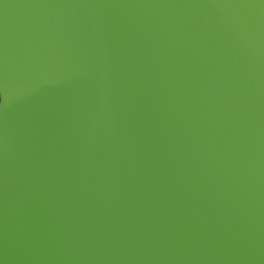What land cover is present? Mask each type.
I'll use <instances>...</instances> for the list:
<instances>
[{
	"label": "water",
	"instance_id": "obj_1",
	"mask_svg": "<svg viewBox=\"0 0 264 264\" xmlns=\"http://www.w3.org/2000/svg\"><path fill=\"white\" fill-rule=\"evenodd\" d=\"M0 264H264V4L0 0Z\"/></svg>",
	"mask_w": 264,
	"mask_h": 264
},
{
	"label": "snow or ice",
	"instance_id": "obj_2",
	"mask_svg": "<svg viewBox=\"0 0 264 264\" xmlns=\"http://www.w3.org/2000/svg\"><path fill=\"white\" fill-rule=\"evenodd\" d=\"M260 3H261V4H264V0H260Z\"/></svg>",
	"mask_w": 264,
	"mask_h": 264
}]
</instances>
